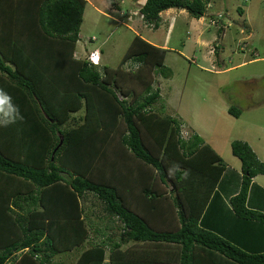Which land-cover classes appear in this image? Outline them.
Listing matches in <instances>:
<instances>
[{"label":"trees","instance_id":"obj_1","mask_svg":"<svg viewBox=\"0 0 264 264\" xmlns=\"http://www.w3.org/2000/svg\"><path fill=\"white\" fill-rule=\"evenodd\" d=\"M86 3L0 0V89L22 116L0 106V264H60L56 256L71 252L72 264H264V252L199 225L227 168L220 155L151 108L160 89L138 95L123 85L128 62L169 79L167 50L136 35L115 68L76 59ZM207 4L146 0L139 12L157 28L165 10L199 19ZM231 152L242 174L231 212L264 226V213L246 205L264 162L247 142H232ZM89 195L101 207L96 218L116 217L126 239L90 241Z\"/></svg>","mask_w":264,"mask_h":264},{"label":"rangeland","instance_id":"obj_2","mask_svg":"<svg viewBox=\"0 0 264 264\" xmlns=\"http://www.w3.org/2000/svg\"><path fill=\"white\" fill-rule=\"evenodd\" d=\"M144 1L86 0L76 59H86L101 71L119 65L136 35L156 45L166 41L164 67L171 71L170 78L155 74L152 67L139 70V65L128 62L123 85L138 95L149 84L152 91L160 89L151 108L175 118L184 139L199 135L225 164L241 166L231 152L237 140L247 142L264 162V0H209L199 19L184 9H171L161 13L156 29L139 12ZM136 71L139 76L132 74ZM229 110L239 111L238 118ZM99 205L92 195L82 201L83 208L95 215L101 214ZM246 226L240 224L249 235ZM261 229L258 243H264ZM75 257L71 252L54 260L72 264Z\"/></svg>","mask_w":264,"mask_h":264},{"label":"crops","instance_id":"obj_3","mask_svg":"<svg viewBox=\"0 0 264 264\" xmlns=\"http://www.w3.org/2000/svg\"><path fill=\"white\" fill-rule=\"evenodd\" d=\"M169 11H171V9L165 10L163 12L168 13ZM146 42L150 43L153 46L164 49L167 45L166 41L164 44L159 45L153 44L149 41ZM233 67L235 66L224 69L223 71H228L230 69H233ZM236 118L238 117L236 116ZM226 165L227 168L221 176L216 190L212 194L209 204L207 205L201 219L199 220V225L201 227L207 228L208 230L216 233L217 235H220L221 237L227 239L228 241H230L234 245H237L243 250L252 253L251 251H253V249H256L258 247L264 248V243H258V239L256 238L258 234L263 235L261 228H263L264 226L257 224L256 222L240 223V221L236 217H234L229 206V199L235 194H237V192L239 191L242 175L240 169L241 166L233 164ZM260 177L261 175H258L252 179L247 196L246 205L249 209L264 213V180H261ZM85 211L86 215H88V217L90 218L87 220V222L90 223L88 225H92V227H88V238L91 241H98L100 240V238L106 239L107 237H110L113 240L126 239L125 228L116 217L104 218L102 221H100L98 218H96V215L92 214V210L90 208L86 207ZM153 223L156 227L161 229L162 223H160V221H156ZM244 223L245 225H247L246 229L250 231L249 235H246L244 233V230L240 227V224ZM165 224L168 227V224ZM172 224L174 225V221L172 222ZM129 245L130 243H126L122 244L121 247L122 249H124ZM259 251L260 252L258 253L264 252L262 249ZM107 255L108 254H106V258Z\"/></svg>","mask_w":264,"mask_h":264},{"label":"clouds","instance_id":"obj_4","mask_svg":"<svg viewBox=\"0 0 264 264\" xmlns=\"http://www.w3.org/2000/svg\"><path fill=\"white\" fill-rule=\"evenodd\" d=\"M6 101L9 103V106L11 107L12 113H14L17 118L22 119V116L19 115L18 107L11 105V97L3 89H0V106H2ZM7 122H14V120L13 121H6L4 123V126H7ZM177 170H178V168H177ZM186 175H187V173H185V176Z\"/></svg>","mask_w":264,"mask_h":264}]
</instances>
